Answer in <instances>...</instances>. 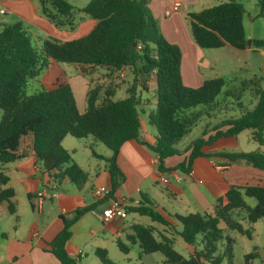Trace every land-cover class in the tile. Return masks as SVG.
Segmentation results:
<instances>
[{
	"label": "trees",
	"instance_id": "trees-1",
	"mask_svg": "<svg viewBox=\"0 0 264 264\" xmlns=\"http://www.w3.org/2000/svg\"><path fill=\"white\" fill-rule=\"evenodd\" d=\"M148 0H88L79 10L95 20L94 27L85 35L67 41L53 37L42 40L39 47L31 41L21 21L3 24L0 28V185L8 176L5 165L33 156L40 170L50 173L58 183L67 178L76 186L82 185L87 175L70 157L61 142L65 136L85 138L91 136L102 143L112 155L106 158L111 177V193L123 179L115 164V157L122 144L137 140L157 156V170L164 173L179 170L188 173L197 157H210L203 148L219 138L236 137L244 130H251V138L263 149L250 152H218L219 157L240 159L254 168L264 170V85L256 90L257 103L251 110L242 109L236 118L218 120L211 127L208 122L201 135L183 151L187 156L175 166L165 167L164 160L182 153L176 150L177 142L191 131L201 118H215L214 111L222 108L220 95L225 81L222 77L205 79L198 87L183 84L180 74L181 51L176 44L166 40L155 22ZM40 13L55 27H75L74 7L66 0H37ZM259 15H263L264 0H259ZM245 9L237 0H222L216 5L187 14L191 38L202 49L229 45L245 49L243 16ZM254 48L264 47V39H252ZM51 62L75 64L82 74L86 66H103L115 71L129 68L132 83L127 96L113 100L109 86L103 93L101 86L87 91L83 111L77 107L68 83H58L52 88L25 93L27 82ZM146 88V79L155 82V107L148 114V122L155 129V141L147 144L139 137L140 98L136 92L137 81ZM92 154L101 158L102 156ZM11 188L0 190V203L5 202L9 212H14ZM245 197H253L256 204L249 206ZM151 200L128 207L127 212L149 217L170 230V236L154 234L152 226L132 224L128 239L137 243L142 255L159 252L165 263L171 264H233L232 241L223 234V223L247 238L252 237V225L264 218V184L230 185L219 196L211 212H192L171 217L176 224L167 221L151 207ZM94 205L77 208L73 216L63 219V226L50 243L49 251L61 264H78L65 250L70 237V226ZM246 212L243 218L247 226L232 218L234 210ZM194 248L184 257L174 247V236ZM223 240H226L223 242ZM118 249L126 254L129 246L116 240ZM219 245L221 247H219ZM101 264H116L108 258L105 249L96 248ZM257 257L255 250L245 253L244 264ZM143 264V263H137Z\"/></svg>",
	"mask_w": 264,
	"mask_h": 264
},
{
	"label": "crops",
	"instance_id": "crops-1",
	"mask_svg": "<svg viewBox=\"0 0 264 264\" xmlns=\"http://www.w3.org/2000/svg\"><path fill=\"white\" fill-rule=\"evenodd\" d=\"M172 1L148 0L147 5L162 35L169 42L176 44L181 51L180 74L183 84L198 87L205 79L213 78L206 75V72L217 73L203 49L191 38L189 29L181 18L184 14L190 13L189 8L198 5L199 0H180V11L165 16L163 12ZM0 4L10 11L8 22L21 21L26 29L34 26L42 30L43 34L57 36L61 33L59 37L61 41L76 39L87 34L96 23L90 17H81L74 29L79 30L83 35H74L69 34L65 29H57L50 23L40 13L36 0H0ZM53 64L54 62L49 63L45 69L49 72ZM73 67V71L66 73L64 79H56L51 87H43V89L52 88L58 83H68L75 101L76 97H79V104L76 101L78 109L83 111L86 106L87 91L95 86L93 85L95 78L99 77L94 73L100 72L103 77H99L98 82L113 89V100L127 96L131 84L116 87L114 84L116 80L111 77L112 74L119 76L121 71L125 74L126 68L115 71L103 66H86V73L82 74L77 65L74 64ZM44 78L45 76H42L41 80L39 76L34 78L35 88L44 86L41 83ZM138 79L144 81L143 77ZM145 79L146 88L142 87L140 80L136 86L140 98L139 137L143 142L153 144L156 132L148 122V114L155 107V82L153 77ZM117 92L122 94L121 97H116ZM209 126L211 127L212 123ZM70 137L65 136L61 145L70 153L72 161L87 175L85 182L80 186H76L67 178L56 183L50 173L40 170L33 156L5 165L8 181L5 185H0V190L11 188L14 191V196L11 198L14 212H9L5 202L0 203V264H61L49 251L50 243L63 226L62 218L69 219L77 208L88 205L94 206L71 224L70 237L65 243V250L77 260L78 264H101L95 253L96 248L105 249L109 254L110 250L117 247L116 240L120 239L123 233L128 238L127 232L131 233L132 224L152 226L156 236L159 233L170 236V230L165 226L152 222L149 217L145 218L147 216L127 212L128 207L139 205L144 200H151V207L162 214L167 221L176 224L172 215L211 212L215 200L224 194L230 185H245L235 183L226 175L230 169L228 163H241L243 160L230 162L217 155L218 152H224L220 151L218 146L235 137L219 138L210 146L204 147L203 152L210 154V157L195 158L188 173L179 170L164 172L168 176L166 183L159 180L157 156L137 140H128L122 144L115 157V164L123 179L112 193L111 177L105 160L112 155L111 151L102 143L94 141L91 136ZM92 151L102 157H96ZM186 156L187 152H182L181 155L167 158L164 160V166L167 168L175 166ZM99 186L108 188L109 194L97 198L94 190ZM43 189L46 195L41 199L37 198L36 193ZM115 199L122 200L121 205L126 211V216L106 219L102 211L111 200ZM131 214L132 222L127 220ZM140 220H144L145 224L139 223ZM175 228L180 229L177 224ZM35 232L37 235H34ZM186 247L188 254H192L194 248L190 245ZM159 259L162 264H166L164 257Z\"/></svg>",
	"mask_w": 264,
	"mask_h": 264
},
{
	"label": "rangeland",
	"instance_id": "rangeland-1",
	"mask_svg": "<svg viewBox=\"0 0 264 264\" xmlns=\"http://www.w3.org/2000/svg\"><path fill=\"white\" fill-rule=\"evenodd\" d=\"M66 1L69 2L75 9V24L80 22L81 17H88L79 11L88 2V0ZM220 1L222 0H199L198 5L191 6L189 8V12L200 11L202 9L216 5ZM237 1L241 3L245 9V14L243 16V27L246 40L264 39V8L263 15H259V0ZM1 8L6 11V13L2 14L0 12V28L3 24L10 23L8 21H10L11 16L9 9L6 6L0 4V9ZM181 18L183 19L186 27H188L187 14H184L181 16ZM154 20L156 22L155 18ZM60 29L67 30L69 34L73 33L74 35H83L81 34L82 32L74 28L70 29L68 27H61ZM41 31L42 30L37 29V27L35 28L34 26H30V28L27 29V32L31 37V41L35 47L40 46L39 43L42 42L44 39L43 37H53L58 40L60 39L59 37L61 33L57 36L56 34L53 36L52 34L48 33L43 34ZM203 51L217 72L216 74L206 72V75H210V77H222L225 81V85L223 86L220 95L217 97V99L221 101L222 108L219 111L213 112V114H215V118H201L196 123V125L191 128V131L177 142L175 148L181 153L185 150L189 143L201 135L208 122L210 124L212 123L213 125L221 118H236L240 116L242 109L251 110L257 103L258 95L256 90L263 87L264 85V47L254 48L252 46H247L245 49H235L229 45H225L220 48L203 49ZM73 66L74 64L54 62L53 67L49 72L44 68L37 75V77L39 76L40 80L42 76H45V78L41 81L44 86L35 88V81L34 79H31L27 82L25 93L28 95L43 89V87H51L56 79H64L66 73L73 71ZM126 69L127 71L123 77L117 75L113 76V74L110 73L112 74V79L115 78L116 80V82H114L116 87L124 86L128 83L131 84L132 73L129 68ZM94 74L99 75L100 78L103 77L100 72H95ZM99 77L95 78L96 81L93 85L101 86L103 93L107 85H104L103 83L99 84ZM139 80L140 83H143L141 82V79H138L137 83ZM138 92L139 91H137V95ZM123 94L125 93L123 92ZM121 95L122 94H120V92H117L116 97H121ZM76 101H78L79 104V97H76ZM218 147L220 151H224L226 153L250 152L256 150L257 148L263 149L254 140H252L251 130H244L240 132L235 137V139L226 141L222 146ZM228 164L230 169L227 171L226 175L230 179H233L235 183L248 185L264 184V170L254 168L244 161L241 163ZM245 202L250 206L256 204V200L253 197H245ZM245 215L246 212L242 209L234 210L231 213V217L240 221L244 227L247 226L246 221L243 219ZM132 216V214L128 216L127 220L132 222ZM145 218L148 219V217ZM144 220H140L138 222L145 224ZM178 226L180 227V225ZM220 227L223 228V234L228 236L232 241L233 264H244V254L253 250L257 252V257L251 260L250 264H264V218H260L252 225L253 231L252 237L250 239L245 235L240 234L236 230L227 228L223 223L220 224ZM127 234H130L129 231ZM120 240L129 246V250L126 254L122 253L118 247H115L114 250H110L109 254H107L108 258L116 264H162L159 259L163 257L161 253L155 252L153 254L142 255V258L140 259L138 257L140 248L137 244H132L131 241L126 238L125 233L121 235ZM225 241L226 240H223V242ZM186 246L187 245L180 237L175 236L173 247L184 257L189 255ZM219 247L221 246L219 245ZM222 264L227 263L223 262Z\"/></svg>",
	"mask_w": 264,
	"mask_h": 264
},
{
	"label": "built area",
	"instance_id": "built-area-1",
	"mask_svg": "<svg viewBox=\"0 0 264 264\" xmlns=\"http://www.w3.org/2000/svg\"><path fill=\"white\" fill-rule=\"evenodd\" d=\"M181 9V2L180 0H173L170 5L164 10L165 16H170L173 13L178 12ZM0 12L3 14L5 13L4 10H0ZM124 73L121 71L119 73L120 77H123ZM160 173V172H159ZM159 180L163 183H166L168 181V176H166L164 173L159 174ZM109 189L103 186L96 187L94 190V194L97 198L106 196L109 194ZM46 195V191L43 189L36 193V197L41 199ZM122 200L121 199H115L111 200V202L108 204L106 208L103 209L102 214L106 219H113V218H124L126 216V211L122 208ZM34 235H37L35 232Z\"/></svg>",
	"mask_w": 264,
	"mask_h": 264
},
{
	"label": "water",
	"instance_id": "water-1",
	"mask_svg": "<svg viewBox=\"0 0 264 264\" xmlns=\"http://www.w3.org/2000/svg\"><path fill=\"white\" fill-rule=\"evenodd\" d=\"M251 45V40H247V46H250ZM223 159H225V160H228V161H230V162H239L240 161V159H228V158H226V157H222Z\"/></svg>",
	"mask_w": 264,
	"mask_h": 264
}]
</instances>
